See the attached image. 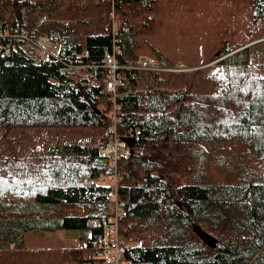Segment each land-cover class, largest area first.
<instances>
[{
    "label": "trees",
    "instance_id": "16d2710c",
    "mask_svg": "<svg viewBox=\"0 0 264 264\" xmlns=\"http://www.w3.org/2000/svg\"><path fill=\"white\" fill-rule=\"evenodd\" d=\"M157 1L0 0V128L99 130L49 152L0 155V264H30L28 232L78 230L110 216L115 190L123 264H264V174L251 168L264 160V64L252 40L223 45L209 62L217 61L194 70H170L157 51L160 69L122 68L115 98L104 87L105 52L117 45L121 64L135 60L132 18L150 20ZM253 3L254 21H264V0ZM56 9L62 20L49 17ZM24 30L34 41L46 34L58 42V56L36 61L24 51ZM114 106L130 147L118 162L117 189L101 152L113 138ZM229 152H240L237 162ZM194 224L228 251L208 246ZM90 229L84 249L103 261L95 246L102 228Z\"/></svg>",
    "mask_w": 264,
    "mask_h": 264
},
{
    "label": "rangeland",
    "instance_id": "374dc122",
    "mask_svg": "<svg viewBox=\"0 0 264 264\" xmlns=\"http://www.w3.org/2000/svg\"><path fill=\"white\" fill-rule=\"evenodd\" d=\"M253 13V0H158L154 10L148 13L150 20L141 16L132 18L137 27L138 53L133 61L138 63L142 56L159 60L157 51H160L172 64L173 70H194L217 61L209 62L223 45L233 46L252 40L251 53L257 62L264 64V21L255 22ZM49 17L62 20L63 15L56 9ZM39 21L36 19L37 23ZM44 36L46 34L36 39L40 42L36 50L42 49V46L52 50V46L42 39ZM98 132V129L87 127L0 128V155L49 152L55 144L96 138ZM238 153L233 152L231 157ZM254 161L255 165L251 168L255 175L261 176L264 174V160L259 158ZM233 162H237V156ZM238 162L243 160L239 158ZM40 172L37 170L36 174ZM213 174L223 177L227 171L214 169ZM2 179L6 176L3 175L0 181ZM104 180L109 181L108 178ZM17 191L27 193L24 189ZM90 231V228H82L28 232L25 243L30 264H104L95 250L84 249ZM31 254L36 259L30 257ZM89 257L94 258L93 263L84 261Z\"/></svg>",
    "mask_w": 264,
    "mask_h": 264
},
{
    "label": "built area",
    "instance_id": "2783aa9c",
    "mask_svg": "<svg viewBox=\"0 0 264 264\" xmlns=\"http://www.w3.org/2000/svg\"><path fill=\"white\" fill-rule=\"evenodd\" d=\"M110 16L113 18L112 25L114 30H116L117 22L114 20L113 11L111 12ZM21 35L25 36L30 43H35L28 37L26 30H24ZM42 39L46 40V42L51 45L50 41H48L46 37H43ZM39 43L40 42H37V45H39ZM28 45L31 46V44ZM41 48L43 50H36L37 48L35 49V56H37L38 59H51L53 56H58V48H53L52 50H54V52L48 51L45 46H42ZM24 50L27 54L29 53L27 48H24ZM116 52H119V46L117 45H115L112 50H107L102 60V66L106 68V74L103 79L105 89L109 92H112L114 98L116 96L117 87L124 83V78L121 72L122 68H140L151 70L159 68L156 65V61L148 56H142L138 63L131 61L126 65L121 64L117 58ZM84 53L87 54V51ZM111 118L112 123L109 130L112 132L113 138L105 146L101 147V151L102 154L109 159V162L113 166L114 175L111 176V181L114 183L117 189L119 180L118 162L122 157H126L130 153V148L127 141L117 133V126L120 118L117 116V108L115 106ZM109 199L112 201L114 206L113 214L108 217L89 218L87 220V226L92 228H102V232L98 234L95 240V246L99 251L102 252L105 264H123L125 245L119 238L120 219L124 214L122 211L123 203L120 200L116 190L109 194Z\"/></svg>",
    "mask_w": 264,
    "mask_h": 264
},
{
    "label": "water",
    "instance_id": "95a60500",
    "mask_svg": "<svg viewBox=\"0 0 264 264\" xmlns=\"http://www.w3.org/2000/svg\"><path fill=\"white\" fill-rule=\"evenodd\" d=\"M194 231L208 246L227 252L226 245L222 243L216 236L206 231L199 224H194Z\"/></svg>",
    "mask_w": 264,
    "mask_h": 264
},
{
    "label": "crops",
    "instance_id": "0c3cea01",
    "mask_svg": "<svg viewBox=\"0 0 264 264\" xmlns=\"http://www.w3.org/2000/svg\"><path fill=\"white\" fill-rule=\"evenodd\" d=\"M49 232H51V231H49Z\"/></svg>",
    "mask_w": 264,
    "mask_h": 264
}]
</instances>
